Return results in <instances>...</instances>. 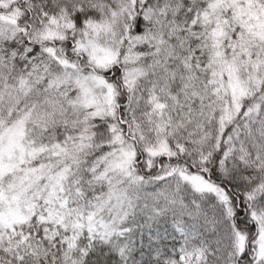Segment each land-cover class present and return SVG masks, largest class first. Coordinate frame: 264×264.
<instances>
[{
	"label": "snow or ice",
	"instance_id": "snow-or-ice-1",
	"mask_svg": "<svg viewBox=\"0 0 264 264\" xmlns=\"http://www.w3.org/2000/svg\"><path fill=\"white\" fill-rule=\"evenodd\" d=\"M0 264H264V0H0Z\"/></svg>",
	"mask_w": 264,
	"mask_h": 264
}]
</instances>
